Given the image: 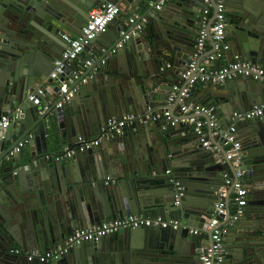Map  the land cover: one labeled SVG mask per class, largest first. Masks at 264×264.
Wrapping results in <instances>:
<instances>
[{
  "label": "water",
  "instance_id": "obj_1",
  "mask_svg": "<svg viewBox=\"0 0 264 264\" xmlns=\"http://www.w3.org/2000/svg\"><path fill=\"white\" fill-rule=\"evenodd\" d=\"M104 1L0 0V119L7 109L22 107L18 119L0 131V164L30 135L26 146L32 148L43 142V151H48L50 143L61 145L62 135L65 144L72 143L78 134L95 136L98 128L118 113L156 114L168 108L173 85L181 79L196 51L206 8L204 0H169L162 9H155L151 0H131L138 11L144 9L138 20L143 22L144 29L116 51L129 56L127 67L111 72L112 80L108 78V68L103 66L93 77L89 76L123 38V34L114 33L109 27L81 53L88 56L90 48L105 47L104 52L99 51L101 56L70 84V90L76 88L73 98L58 106L64 97L59 93L65 78L62 74L60 80H55L54 89L49 86L54 82L52 78L41 82L66 48L59 39L62 27L81 35L90 10ZM225 4L226 38L233 54L260 63L264 50V0H225ZM216 6L212 0L214 12L206 27L212 45L210 28ZM134 26L125 29L122 24L126 33ZM73 68L66 65V74L73 76ZM102 79L103 85L97 81ZM109 81L121 88L117 96L103 95L102 89L111 86ZM224 83V89L230 91L240 110L259 104L257 94L251 96L249 91L260 92L264 83L244 76L220 84ZM41 85L46 95L26 102L27 92ZM50 95L55 97L53 102ZM208 101L204 99L202 103ZM178 108L176 102L173 115H177ZM229 124L226 121L221 127L226 129ZM137 125L139 133L126 135L127 147L109 141L73 156L76 163L59 161L40 167L37 159L28 158L23 164L22 152L11 158L10 165L0 174V264H200L203 250L198 249L197 240L202 237L191 233V225L185 224V220L200 217L205 222L211 215L219 200V189L225 183L224 161H218L193 133L189 139L194 146H188L186 152L178 151L184 152L183 165H176L164 177L168 169L166 153L179 145L180 139L172 135L175 131L170 134L162 128L160 119ZM191 131L195 132L194 127ZM238 131L249 200L243 216L229 223L233 212V187L230 188L222 223L228 227L223 236L229 250L224 264H264V115L238 121ZM16 133L21 134L15 138ZM148 136L153 139V146L149 145ZM220 139L215 136L213 142ZM225 152L221 145L218 156L223 155L235 174ZM177 182L184 187L178 204ZM130 213L179 219L187 226L124 228L76 245L45 263L20 259L12 253L16 245L26 253L25 257L34 250L46 252L63 245L66 237L78 228ZM15 226L19 232L14 230ZM207 234L211 244V231Z\"/></svg>",
  "mask_w": 264,
  "mask_h": 264
},
{
  "label": "built area",
  "instance_id": "obj_2",
  "mask_svg": "<svg viewBox=\"0 0 264 264\" xmlns=\"http://www.w3.org/2000/svg\"><path fill=\"white\" fill-rule=\"evenodd\" d=\"M122 1L124 0H105L101 5L93 7L87 21L82 27L81 35H73L68 32H61V38L68 43L60 57L56 59L54 68L49 73V78L60 80L61 76L65 78L61 81L59 93L64 97L59 102L58 106L63 105L67 100L75 96L76 88L70 90L69 86L78 78L83 70H74V75L69 76L65 72V66L71 65L88 46L89 42L105 33L112 21L122 11ZM131 1V0H125ZM206 8L203 11L204 19L202 27L199 30L197 38L196 51L187 63L186 68L181 73V79L173 85V89L168 97V108L164 113H132L124 117H110L106 125L101 128L98 135L86 137L83 134H78L76 139L71 144H66L61 151L47 153L46 158H53L56 161H64L71 159L74 155L84 152L92 147L99 146L104 142L112 141L113 139L123 135L129 129H136L138 122L156 121L161 118H166L169 127H175L180 122L192 123L197 135L201 138L203 145L211 149L213 152H220L221 145L225 147V159L232 161L235 168V174L229 175L224 173L225 183L219 189V200L215 205V212L212 213L203 225L205 231H211V244L200 254V264H224L226 256V248L224 242V234L228 231L226 225L221 222L223 215L227 209V196L230 188L233 187L230 195V200L234 202V210L232 212L230 222L237 220L245 212L248 204L249 188L246 183L245 170L242 169L244 157L242 153V143L237 136V122L252 119L264 115V102L256 104L249 110L234 111L231 122L226 129L221 127L213 106L203 103H195L191 101L194 88L198 83H214L220 84L224 81L231 80L235 77L244 76L264 83V65L252 62L249 59H244L239 55L222 64H217L218 59L224 57L225 52L229 49V43L226 38L227 15L225 0L216 1V16L210 28L213 38L214 51L204 56L206 43L208 41V33L206 31L209 22L208 15L212 6V0H204ZM169 0H151L150 4L154 5L155 9H162ZM140 15L134 13L127 19V24H134V28L129 32L122 31L123 38L118 42L112 52H116L118 48L124 47L127 40L138 35L144 29L143 22L139 21ZM111 52V53H112ZM94 59L88 58L84 60L85 67L93 64ZM102 63L95 66L90 73V78L93 77L100 69ZM62 74V75H61ZM46 95L45 88L41 85L36 89L29 91L28 100L32 101L38 96ZM178 102L182 116L173 115V105ZM49 103L45 105L47 109ZM22 112V107H16L2 115L0 119V131L6 129L13 121L17 120ZM205 115L206 119H201L199 116ZM167 125H164L166 128ZM211 130V132H209ZM1 131V132H2ZM215 136L221 137L220 142L214 143ZM31 137V135L29 136ZM29 137L21 140L6 156L7 160H11L16 154L23 151ZM219 158H217L218 160ZM219 161V160H218ZM167 172H171L170 169ZM109 178V177H108ZM184 187L176 183L175 203L178 204L180 197L184 193ZM140 226H161L173 228L185 227L186 225L179 219H167L162 216L149 217L130 213L125 216L106 220L100 224L86 228H78L68 235L63 243L54 249H49L46 252H32L27 254L30 261H38L45 263L53 258H57L61 254L67 252L70 248L82 243L92 241L99 237L115 234L124 228H135ZM199 228H191L190 232L197 234ZM14 253H18L19 249H13Z\"/></svg>",
  "mask_w": 264,
  "mask_h": 264
},
{
  "label": "crops",
  "instance_id": "obj_3",
  "mask_svg": "<svg viewBox=\"0 0 264 264\" xmlns=\"http://www.w3.org/2000/svg\"><path fill=\"white\" fill-rule=\"evenodd\" d=\"M97 1L100 2V0H97ZM96 6H94V7H96ZM143 12H144L143 8L140 11H138L137 7H133L130 1H125V0L122 1V11L118 15L117 21L116 22H112L111 23L112 25L110 24L111 25L110 26L111 30L114 33L122 34V31H123L122 24L124 25L125 29L129 28V25L127 24V19L130 16H132L134 13H136V14L141 16L143 14ZM213 12H214V10H213V7L211 6L210 14L208 15L209 18H211L213 16ZM61 31H65V32L71 33L73 35H76L75 32L72 31V29H70L69 27H66V26H63ZM59 39L62 42V46L66 47L65 49H67V43L62 38H59ZM100 43L103 44V42H100ZM228 43H229V49L225 52V55H224L223 58L218 59L217 64H222V63H224L226 61L231 60V57L232 58L234 57V54H233L232 49H231V43L230 42H228ZM105 44L108 45L107 42H105ZM256 45H258V44H256ZM99 51H103V52L105 51L104 45L98 46V47H94V48H90L89 52L87 53L88 56H81L80 55L78 57L79 62L76 63L75 60H74L71 63V66L74 67L73 68L74 70H81V71L83 70V72H84L88 68V67H85L84 60L88 59V58H92L94 60L98 59L101 56V54H102L101 52L99 53ZM213 51H214L213 45L208 40L207 43H206V49L204 51V53H205L204 56L208 55L209 53H211ZM128 59H129L128 55L117 54L116 52L115 53L112 52V53L109 54V56L105 57L102 60L101 67L103 66L104 68H108V78L111 79L110 73L113 72V74H114L115 70H119V69H123L124 67H127L128 64H129V60ZM259 62L262 65H264V50H263L262 57H259ZM260 63H257V64H260ZM95 78H97V77H95ZM105 78H107V76ZM48 79H49V76L48 77H44L41 82H44L45 80H48ZM114 79L116 81L119 80L118 78H114ZM97 81L101 85L104 84L103 79L102 80H97ZM38 83L39 82L37 81L35 83V85L38 84ZM55 83L56 82L54 80L53 84L49 83V86L54 89ZM110 83H111L110 88L104 87V89H102L103 95L104 96H106V95H116L117 96V92H119L121 90V88L119 86H117L118 84L114 83L113 81L110 82ZM10 85H12L11 82H10ZM223 85L225 86V83L224 84H212V83L211 84H203V83H198L196 85V87H195L194 94H193V97L191 98V101L193 102L194 100L198 99L197 102L198 103H202V100H204V99L208 100L209 99L208 103L209 102H213V104L211 106H213L214 108L217 109L216 110V118H217L219 124L226 125V121L231 122V119H232L234 111H237V110H240V109L237 108L238 102L237 103L234 102V99L232 97H230V94H231L230 91L225 90ZM260 86H263V84H260ZM28 94H29V92H27V94H26V98H25L26 102L30 101V100H28ZM249 94H251V96H254V94H257L255 99L259 100V103H263L264 102V88H261L260 92L249 91ZM50 97H51L50 98L51 101L53 102L55 100V97L53 95H50ZM208 103L206 102V104H208ZM167 106H168V100H167ZM17 107H19V105H17ZM9 110H13V108L11 107V108L7 109L6 112H8ZM132 113H134V112L122 113V114L118 113L116 115H113L112 117H124V116H127L128 114H132ZM177 116H182V112H181V110L179 108L177 110ZM199 117L201 119H206L205 115H200ZM160 121L162 123V128H165L164 125H167L166 128H165L167 130V132H169L171 134V133H173L175 131L172 135H175V138L180 139V144L175 146V147H172L166 153V161L168 162L167 163L168 164L167 168L172 171L176 165H180V166L183 165V163H184L183 162V157H182L183 153L188 150V146H194L193 142H191L189 138L193 135V133L195 134L196 132L191 131L192 128L194 127L192 123L180 122V124L178 125L179 128L176 129V126L175 127H169L168 126L165 117L161 118ZM138 123H142V122H138ZM103 126L104 125H102L100 128H98L99 131H98L97 134H95V136L99 134V132H100L101 128H103ZM138 127L139 126L137 125L136 129H132V130L129 129L123 135L113 139L110 142L112 144L123 145L124 144V140L127 137L126 136L127 134L132 133V132H134L136 134L139 133L140 129H138ZM20 134L21 133H16L15 134V138L18 137ZM237 136L241 140L239 131L237 132ZM60 137H61V134H60ZM150 137L151 136H148L147 140H148L149 145L153 146L154 145L153 139L150 138ZM172 137L173 136H171L170 138H172ZM64 140H65V138H63V135H62V139L60 140V141H62L61 145H60V142H59V144H54V142L50 143V147H49L48 151H43V148H44L43 142H42V144H40V146H35V147H32V148H30V146H25L23 151H22L23 157H24V160H25V163H23V164L27 163L26 159H28V158H30L31 160L32 159L33 160L37 159L38 162H39L40 167H46L49 164H53V163L59 162V161L54 160L53 158H46V154L47 153H53V152L61 151V149L64 146H66V144H67V143L65 144V142H63ZM11 141H8V142L10 143ZM104 143L106 144L108 142H104ZM68 144H71V143H68ZM124 147H127V146L124 144ZM179 150H182L184 152L183 153H179L178 152ZM79 154L80 153H78L76 155H79ZM214 154L216 155V158H219L218 159L219 161H224L225 173H228L229 175H233L232 167L228 163H226V161L224 160L223 155L218 156V152H216V151L214 152ZM72 159L73 158H71L70 160L67 159V160H64V161H66V163L68 164L69 161H74ZM76 161L77 160H75L74 163H76ZM10 162H11L10 160H7L5 163L0 164V174L3 172L4 168H6V167H8V165H10ZM49 172H50V176H51V170H49ZM166 174H168L167 171H165L163 176L167 177ZM246 183L249 186V182L247 181V179H246ZM248 200H249V195H248ZM231 206H232V211H233L234 207H235L234 202L231 203ZM213 212H215V207L211 211V215H212ZM242 216H240V217H242ZM206 220H207V218H206ZM223 221H224V219L222 218L221 222H223ZM185 222H186L185 224H187L189 222L188 224L191 225V228L195 229V228H199V225L201 224L200 222H204V221L200 217H192V218L186 219ZM201 225H204V224L202 223ZM199 229H202V230H200V232H198L196 235L202 237V239L201 240H197L198 249L204 251L205 248H208V246H210V237L207 234L208 231H205L203 229V226L201 228H199ZM14 230L16 232H19V227L15 226ZM203 232H204V234H203ZM201 233L203 235H201ZM225 248H226V245H225ZM13 249L14 250L15 249H19L20 250L18 253H14L12 251V253L15 255V257H18L20 259L28 260V258L25 257L26 253L22 252L23 250H21V247L19 245H16ZM33 252H40V251L34 250ZM228 252H229V250L226 248V254ZM28 254H30V253H28ZM28 261H30V260H28Z\"/></svg>",
  "mask_w": 264,
  "mask_h": 264
},
{
  "label": "trees",
  "instance_id": "obj_4",
  "mask_svg": "<svg viewBox=\"0 0 264 264\" xmlns=\"http://www.w3.org/2000/svg\"><path fill=\"white\" fill-rule=\"evenodd\" d=\"M194 90H195V88H194ZM193 94H194V91H193Z\"/></svg>",
  "mask_w": 264,
  "mask_h": 264
},
{
  "label": "flooded vegetation",
  "instance_id": "obj_5",
  "mask_svg": "<svg viewBox=\"0 0 264 264\" xmlns=\"http://www.w3.org/2000/svg\"><path fill=\"white\" fill-rule=\"evenodd\" d=\"M226 257V256H225Z\"/></svg>",
  "mask_w": 264,
  "mask_h": 264
}]
</instances>
